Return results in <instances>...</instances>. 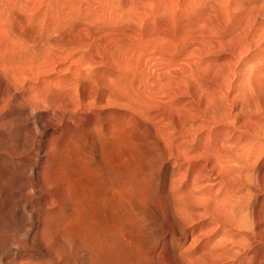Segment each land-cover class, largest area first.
Wrapping results in <instances>:
<instances>
[{"label": "rangeland", "instance_id": "1", "mask_svg": "<svg viewBox=\"0 0 264 264\" xmlns=\"http://www.w3.org/2000/svg\"><path fill=\"white\" fill-rule=\"evenodd\" d=\"M0 264H264V0H0Z\"/></svg>", "mask_w": 264, "mask_h": 264}, {"label": "bare ground", "instance_id": "2", "mask_svg": "<svg viewBox=\"0 0 264 264\" xmlns=\"http://www.w3.org/2000/svg\"><path fill=\"white\" fill-rule=\"evenodd\" d=\"M129 116V115H128ZM109 131V130H108ZM32 197V196H31ZM256 263V262H255Z\"/></svg>", "mask_w": 264, "mask_h": 264}]
</instances>
